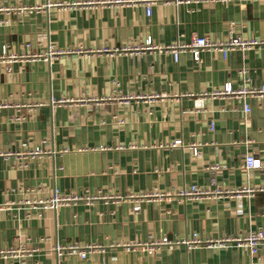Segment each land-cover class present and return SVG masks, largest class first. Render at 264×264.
Segmentation results:
<instances>
[{
	"label": "crops",
	"instance_id": "obj_1",
	"mask_svg": "<svg viewBox=\"0 0 264 264\" xmlns=\"http://www.w3.org/2000/svg\"><path fill=\"white\" fill-rule=\"evenodd\" d=\"M231 32L264 41V0H0V53L25 57L0 62V251L38 249L0 264H264V244L132 247L264 230V97L212 95L264 85V45L155 50ZM50 47L70 53L30 58ZM191 185L253 192L181 201ZM55 193L104 198L39 209ZM71 243L101 249L57 255Z\"/></svg>",
	"mask_w": 264,
	"mask_h": 264
},
{
	"label": "built area",
	"instance_id": "obj_2",
	"mask_svg": "<svg viewBox=\"0 0 264 264\" xmlns=\"http://www.w3.org/2000/svg\"><path fill=\"white\" fill-rule=\"evenodd\" d=\"M147 13L150 14V6L147 5ZM264 41H257V40H249L244 39L240 36L234 35L233 32H231L229 39L225 42L218 43L216 41H213L209 39L208 37H194L190 43H175L172 45H168L166 47H156L155 50L160 51H166L172 54L176 61L179 60L180 55L182 53H191L193 55V58L196 62L201 61V53L203 51H216L222 53L224 57H227L228 54L232 51L240 50V51H246L247 49H250L255 46H263ZM146 49H154L152 46L151 39H148L146 41ZM127 51V49H124V51ZM138 50V49H137ZM136 50V51H137ZM70 52L61 51L54 49L53 47H50L49 50L44 54H38V55H30V58L33 59H43L46 61H51L53 58L57 56H61L64 54H69ZM25 57L16 55L14 53H9L6 47H3L2 53H0V62L5 64H12L15 61H18L20 59H23ZM8 71H11V67H8ZM242 77L244 79H247V71L242 69L240 71ZM213 96H235L238 98H245V97H257L261 98L264 97V85H262L258 89H250L248 87H243L241 89L235 90L231 83H228L224 85L223 89L220 91H214L212 93ZM245 113H250L251 109L249 105H245ZM176 145L181 144V141H177L175 143ZM197 149L194 147L193 152L194 155L197 154ZM30 154L33 155H39L41 154L40 149H35L33 152H30ZM0 156H10L9 154L0 153ZM263 168V163L260 159H257L256 157L252 155H248L245 159V163L243 165V169L247 172H250L252 170H257ZM221 167L214 166L212 167V170H220ZM252 193L253 191L250 189H239V190H231V191H221V190H211L206 188H200L196 185H191L189 187L183 188L181 191H179L176 196L181 199V201H187V200H201L206 197H209L211 195H224V194H237L240 195L242 193ZM167 198L170 197L169 195L161 194V193H152L150 195H142L139 198L140 199H150V198ZM98 198H104V197H98V196H87L85 198L83 197H77V196H60L55 193L53 198L49 201H41L38 203L39 209H47V208H53L56 209L60 205H64L67 203L76 202L79 200H86V201H93ZM139 207H136V210ZM185 244L187 246H198L201 244H208L212 246H219V247H225L230 245H236L239 248H246L250 251L251 256L257 257L259 248L264 244V230H256V231H250L249 233L245 235H240L234 238H227L222 239L218 241H202L198 238H195L190 241H184V242H177V241H170L168 238H163L158 241H154L149 244H143V245H133L132 247H142L144 250H146L148 253L152 254L157 248L167 246L170 249H173L177 245ZM129 248V247H128ZM101 247L99 245H80L78 243H71L69 245H61L57 244L55 247V252L58 256H62L63 254H77L82 259L88 258V256L91 253H95L96 251L100 250ZM36 252H38V249H30L23 246H20L19 249H13L9 251H0V256L8 257V256H19V255H34ZM253 264V263H250Z\"/></svg>",
	"mask_w": 264,
	"mask_h": 264
}]
</instances>
